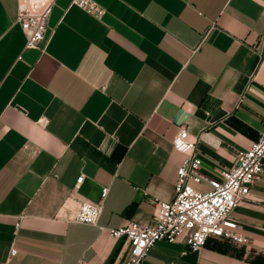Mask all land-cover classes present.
Here are the masks:
<instances>
[{
	"label": "crops",
	"instance_id": "1",
	"mask_svg": "<svg viewBox=\"0 0 264 264\" xmlns=\"http://www.w3.org/2000/svg\"><path fill=\"white\" fill-rule=\"evenodd\" d=\"M93 1L57 0L32 49L0 0V264H122L110 230L174 200L182 127L211 178L264 132V0ZM104 188L99 227L60 217ZM233 217L246 243L162 241L144 264H264V174Z\"/></svg>",
	"mask_w": 264,
	"mask_h": 264
},
{
	"label": "built area",
	"instance_id": "2",
	"mask_svg": "<svg viewBox=\"0 0 264 264\" xmlns=\"http://www.w3.org/2000/svg\"><path fill=\"white\" fill-rule=\"evenodd\" d=\"M17 1V22L27 36L26 48L38 49L46 38L57 0ZM73 5L98 18L106 13L93 0H73ZM173 146L185 155L177 169L174 200L155 199L154 220L150 224L130 223L110 230L115 239H125L128 243L127 256L122 264H144L155 245L162 241L182 242L188 251L193 252L203 249L212 238L246 243L240 233L241 225L233 216L264 174V132L249 150L238 153L233 167L223 171L220 178H211L202 172L197 141L191 138L187 127H182L175 136ZM83 181L82 176L78 184ZM108 192L109 188H104L100 202H81L75 209L65 203L60 209V217L69 222L99 227ZM20 226L19 221L16 232ZM17 254L18 249L14 247L10 257Z\"/></svg>",
	"mask_w": 264,
	"mask_h": 264
}]
</instances>
